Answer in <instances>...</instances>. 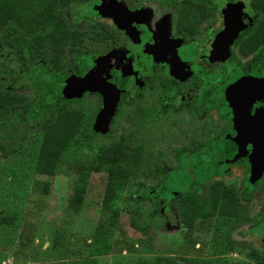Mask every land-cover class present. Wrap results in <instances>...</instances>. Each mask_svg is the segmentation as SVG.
<instances>
[{"label": "rangeland", "instance_id": "obj_1", "mask_svg": "<svg viewBox=\"0 0 264 264\" xmlns=\"http://www.w3.org/2000/svg\"><path fill=\"white\" fill-rule=\"evenodd\" d=\"M93 1L68 0L61 6V16L39 25L32 34L23 35L13 20H0V87L13 99L1 116L5 124L0 126V264H261L249 255L253 250L264 255V241L251 226L244 233L240 229L246 224L235 227L229 234L225 222L214 225L197 220V226L191 228L180 220L169 202L174 205V199L189 187L182 185L168 196L173 197L169 202L161 204L167 180L184 165L180 158L183 145L192 151L188 141L203 120L200 116L194 126L191 120L181 122L177 114L169 113H161L151 129L135 126L127 117L112 126L114 113L109 105L116 99L87 97L66 102L68 96L80 98L83 92L92 91L91 85L97 88L100 79L95 69L81 71L91 62L97 67L105 61V50L113 46L99 33H92L98 29L94 22L110 26L108 18L86 10ZM59 19L69 33L82 31L79 41L66 38L56 48L49 42L48 33ZM21 35L27 41L32 35L45 36L39 47L31 49L33 55L28 59L35 64L26 69L21 66L23 54L17 44ZM97 101L99 110L88 127L96 133L90 147L108 150L113 144L110 137L115 141L121 137L127 155L112 164L98 158L91 161L84 153L69 162H55L52 171L40 167L41 123L50 121L63 105L86 113ZM125 106L121 110L129 116L132 108ZM16 135L21 136L19 146L10 151ZM136 148L139 163L129 158ZM111 166L121 167L125 173L123 202L116 214L102 204ZM228 173L231 180H226L224 172L221 179L232 181L234 189L242 191L245 169L230 165ZM186 175L181 172L175 181L189 178L194 182L193 174ZM208 181L201 182L198 189L203 194ZM247 208L250 204L242 207ZM231 236L239 237L240 247L229 246Z\"/></svg>", "mask_w": 264, "mask_h": 264}, {"label": "flooded vegetation", "instance_id": "obj_2", "mask_svg": "<svg viewBox=\"0 0 264 264\" xmlns=\"http://www.w3.org/2000/svg\"><path fill=\"white\" fill-rule=\"evenodd\" d=\"M101 2L107 0H95L86 10L108 18L110 26L94 22L98 29L92 33H99L113 46L105 50V61L97 67L91 62L81 71L95 69L100 79L97 88L91 85L92 91L80 98L68 96L66 102L87 97L116 99L109 105L114 113L112 126L127 117L133 125L151 129L161 113L177 114L179 121L189 119L194 126L200 116L203 120L188 141L192 151L183 145L184 165L172 174L192 168L197 203L209 205L203 212L206 215L194 217L191 228L197 220L214 225L225 222L230 234L246 224L240 229L243 233L251 226L264 241V0H111L116 4L111 15L93 8ZM235 3L240 5L230 6ZM81 48L87 47L82 43ZM23 58L22 68L35 64ZM98 105L97 101L87 108L91 114L88 127ZM125 105L132 108L129 116L121 110ZM88 127V133L96 135ZM230 165L245 169L242 191L226 181L231 180ZM223 172L226 180L220 177ZM202 180L234 190L203 194L198 190ZM175 190L166 191L161 204L169 202ZM247 204L250 208L243 213ZM231 238L229 246L240 243L239 237ZM249 255L264 264V255L258 256L256 250Z\"/></svg>", "mask_w": 264, "mask_h": 264}, {"label": "trees", "instance_id": "obj_3", "mask_svg": "<svg viewBox=\"0 0 264 264\" xmlns=\"http://www.w3.org/2000/svg\"><path fill=\"white\" fill-rule=\"evenodd\" d=\"M68 0H0V20L10 19L22 30L23 35L32 34L37 27L43 23L61 16V6L66 4ZM54 28L48 33L49 42L55 45V48L64 45V40L69 38L71 41H79V34L74 32L70 34L63 28L62 21L55 20ZM45 36L32 35L27 41L21 35L18 37L17 44L22 50L23 57L26 62H30L28 58L32 57V48H37L41 45L42 39ZM56 60V59H55ZM10 92L6 91L4 87H0V126L5 122L1 121V116L8 109V105L13 101ZM60 106V105H58ZM57 106V107H58ZM91 121V114L89 112L81 113L79 110L63 105L57 113L50 118V121L41 123L42 136L37 155V163L40 167L47 171H52L55 162L63 161L69 162L74 155L89 154L90 160L98 158L100 161H107L112 164L126 156L127 153L121 146L120 140L115 141L114 137H110L113 142L110 149L101 147H90V142L93 138L88 133L87 127ZM20 135H16V141L10 147V151H14L19 146ZM129 158L132 162L138 163L140 160V151L136 148L130 153ZM192 168L182 169L178 174L171 177L166 184V191L169 192L181 187H190L188 191L182 193L174 199V208L179 214L180 220L186 224L187 227L192 226V221L196 216H204L203 212H207L208 203L198 204V199L194 195L196 185L188 178L184 181H175V178L183 172L190 175ZM186 175V177H187ZM125 173L121 167H109L102 197V204L112 209L114 214L117 213L119 204L123 202L121 199V185ZM183 187V186H182ZM232 189L216 182L214 185H207V193L228 192ZM164 198H162L163 200ZM210 199V195L206 200ZM164 202V201H163ZM152 214V213H151ZM175 264L174 262H171Z\"/></svg>", "mask_w": 264, "mask_h": 264}, {"label": "water", "instance_id": "obj_4", "mask_svg": "<svg viewBox=\"0 0 264 264\" xmlns=\"http://www.w3.org/2000/svg\"><path fill=\"white\" fill-rule=\"evenodd\" d=\"M111 0H107V2H101L100 4L98 5H94V9L99 11V13H104L106 15H111L112 12L110 11L111 8H114V6L116 5L115 3L113 2H110ZM114 1V0H112ZM238 3H235V4H232L230 6H233V5H237ZM240 5V4H238ZM237 32V29H235V31L233 32V36L235 35V33ZM256 169V167L254 168V170Z\"/></svg>", "mask_w": 264, "mask_h": 264}]
</instances>
